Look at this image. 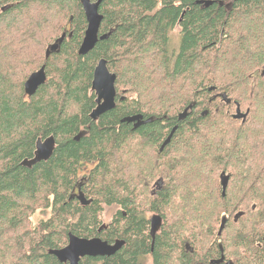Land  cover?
Instances as JSON below:
<instances>
[{
  "label": "trees",
  "instance_id": "trees-1",
  "mask_svg": "<svg viewBox=\"0 0 264 264\" xmlns=\"http://www.w3.org/2000/svg\"><path fill=\"white\" fill-rule=\"evenodd\" d=\"M98 13L104 39L81 56L80 0H0V264H61L49 251L69 235L123 242L79 264H211L219 246L232 264H264V0H102ZM100 60L115 107L92 121ZM49 137L51 157L22 166ZM102 205L119 208L106 226ZM36 210L49 218L31 226ZM145 211L162 219L153 242Z\"/></svg>",
  "mask_w": 264,
  "mask_h": 264
},
{
  "label": "water",
  "instance_id": "water-1",
  "mask_svg": "<svg viewBox=\"0 0 264 264\" xmlns=\"http://www.w3.org/2000/svg\"><path fill=\"white\" fill-rule=\"evenodd\" d=\"M82 10L86 19L87 27L84 33V38L78 50V54L83 56L90 52L98 40L104 39V36L99 37V27L102 20V17L98 13V7L102 0H80ZM65 35L63 34L55 43L50 45L46 52L45 57L48 58L51 53L56 52L59 49ZM45 67L42 66L38 71L32 73L24 83V93L28 97L33 96L38 88L42 86L46 81V76L44 72ZM264 74V71L262 72ZM115 75L110 73L107 69L106 61L100 60L93 72V78L91 83V91L95 95V108L90 114L92 121H96L99 116L112 110L115 107V97L116 91L114 87ZM213 88L210 89V91ZM187 111L185 110L178 116V120H183L186 116ZM248 110L245 113L240 111L239 106L236 104L235 113L232 115L234 120H241L244 122ZM142 116H133L126 117L122 120L125 123L137 122V125H142L145 122H141ZM147 122H150L149 120ZM176 127H174L167 138L164 140L160 147V151L170 142L173 133L175 132ZM55 147V140L53 137H49L45 140H38L35 147V153L31 160H24L22 166L31 168L37 163L47 161ZM221 185V195L224 197L226 187L228 184L229 177L222 173L219 177ZM77 199L82 205H87L89 201H86L84 196L79 192L76 195ZM225 219L221 220V224L218 230V236L221 234L224 225ZM150 236L152 242L154 241L155 234L161 226V218L157 215L153 216L150 219ZM123 242L117 241L114 244H108L105 241H102L100 238L95 237L92 239L77 238L73 235L68 236V243L65 247L57 250H51L49 253L54 256L57 261L61 264H79L80 259L89 257H109L115 254L122 247ZM221 256L218 260L210 262L211 264H221L224 261V256L222 254V248L219 246ZM226 264H232L230 261Z\"/></svg>",
  "mask_w": 264,
  "mask_h": 264
},
{
  "label": "rangeland",
  "instance_id": "rangeland-1",
  "mask_svg": "<svg viewBox=\"0 0 264 264\" xmlns=\"http://www.w3.org/2000/svg\"><path fill=\"white\" fill-rule=\"evenodd\" d=\"M176 32H177V30L174 31L175 34H176ZM175 34H173V37H174L173 43H177L176 42L177 38L175 37ZM135 165L137 167H139V165L143 166V162H135ZM155 182H156V180L151 184V186H149V188L147 189V194H152L151 192L156 190V187H154V185H153ZM145 194H146V191H145ZM142 205H143V208H145L144 204H142ZM118 210H119V208L116 207V206H105V205H102V212H101V215H100L101 226H106V225L110 224L112 222L113 218H114V215L118 212ZM49 213H50V210H47L46 212H44L42 210H36L30 217L31 226L36 225L40 220L48 219L49 218ZM155 214L156 213L145 211V217L148 220ZM145 264H151V263L148 260Z\"/></svg>",
  "mask_w": 264,
  "mask_h": 264
},
{
  "label": "flooded vegetation",
  "instance_id": "flooded-vegetation-1",
  "mask_svg": "<svg viewBox=\"0 0 264 264\" xmlns=\"http://www.w3.org/2000/svg\"><path fill=\"white\" fill-rule=\"evenodd\" d=\"M141 122H142V120H141ZM131 124V127H132V129L133 130H135V129H137V128H139L140 126H142V125H137V122H133V123H130ZM160 180H157L153 185H154V187H156V190H158L159 188H160V186L162 185V184H160L161 183V181L159 182ZM159 182V183H158ZM158 183V184H157ZM154 193V191H152V194ZM155 215H157V214H155ZM155 215H153V216H155ZM152 216V217H153ZM157 216H159V215H157ZM151 217V218H152ZM160 217V216H159ZM150 218V219H151ZM150 219L148 220L149 221V224H150ZM151 225V224H150ZM161 226H162V219H161ZM161 228V227H160ZM160 230V229H159ZM159 230L157 231V233L159 232ZM157 233L155 234V236L157 235ZM149 235H150V229H149ZM151 237V236H150ZM115 243V242H114ZM114 243H112V244H114ZM105 258V257H104ZM229 260L228 259H226V257H224V261H223V263H221V264H226V262H228Z\"/></svg>",
  "mask_w": 264,
  "mask_h": 264
},
{
  "label": "bare ground",
  "instance_id": "bare-ground-1",
  "mask_svg": "<svg viewBox=\"0 0 264 264\" xmlns=\"http://www.w3.org/2000/svg\"><path fill=\"white\" fill-rule=\"evenodd\" d=\"M208 4H209V3H207V5H208ZM211 88H213V87H211ZM211 88H209V91H210ZM213 90H214V88H213ZM213 90H211V91H213ZM211 91H210V92H211ZM185 110L187 111V113H186V115H187V114H188V111L190 110V107H187ZM185 110H184V111H185ZM184 111H183V112H184ZM185 117H186V116H185ZM185 117H184V118H185ZM159 182H160V181H159ZM159 182H158V183H159ZM158 183H157V184H158ZM160 227H161V226H160ZM159 229H160V228H159ZM159 229H158V230H159ZM96 258H104V257H96Z\"/></svg>",
  "mask_w": 264,
  "mask_h": 264
}]
</instances>
